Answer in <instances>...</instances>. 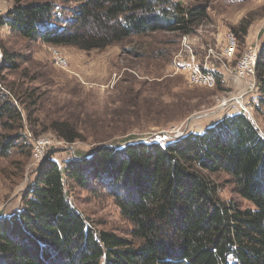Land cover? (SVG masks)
Wrapping results in <instances>:
<instances>
[{
	"label": "trees",
	"instance_id": "obj_1",
	"mask_svg": "<svg viewBox=\"0 0 264 264\" xmlns=\"http://www.w3.org/2000/svg\"><path fill=\"white\" fill-rule=\"evenodd\" d=\"M196 1L185 6L173 0H85L70 19L57 16L51 3L30 2L0 19V27L57 46L102 50L132 36L190 34L208 17L206 0ZM13 58L6 63L15 65ZM256 77L255 107L264 115V45ZM7 91L0 89V120L15 134L0 135L3 157L21 141L28 146L20 130L23 114L10 95L20 98L13 88ZM51 127L68 143L84 140L66 120H55ZM161 140L100 144L62 165L51 155L45 158L22 207L0 219V264H264L260 128L240 112L203 133ZM216 174L227 175L247 204L224 200ZM73 184L86 190L103 187L132 225L130 237L98 231L73 204Z\"/></svg>",
	"mask_w": 264,
	"mask_h": 264
},
{
	"label": "rangeland",
	"instance_id": "obj_2",
	"mask_svg": "<svg viewBox=\"0 0 264 264\" xmlns=\"http://www.w3.org/2000/svg\"><path fill=\"white\" fill-rule=\"evenodd\" d=\"M84 1L0 0V19L7 18L17 5L30 2L51 3L57 16L70 19L72 10ZM173 1L185 6L198 4L196 0ZM206 3L208 17L187 38L199 61L204 62L209 49L220 55L225 35L231 31L237 36L238 50L230 62L223 59L229 68H234L249 46H258L261 50L264 0H206ZM183 37V34L161 31L143 37L132 36L126 42L102 50L85 51L24 38L2 25L0 89L9 93L7 90L13 88L18 93L19 100L10 97L23 114L20 130L26 133L24 141L28 146L24 147L21 141L8 156H0V219L22 207L26 189L35 180L38 167L50 155L62 165L90 154L100 144L120 147L134 140L162 137L161 141H165L189 133H203L225 116L240 112L248 115L264 135V115L255 107L260 95L257 77L245 80L235 74L225 76L220 70L223 62L213 59L216 85L190 83L188 66L177 70L175 64L180 57L185 64L189 61ZM51 46L67 56L69 70L54 64ZM11 55L15 56L12 66L6 63ZM55 120H66L76 126L84 140L66 142L51 127ZM8 133L15 134V131L5 128L0 120V135ZM29 135L52 140L42 160L34 157ZM213 178L224 200L235 199L247 204L235 193L227 175L216 174ZM104 192L103 187L86 190L73 184L69 194L73 204L98 231H111L129 238L132 225L122 217L114 199Z\"/></svg>",
	"mask_w": 264,
	"mask_h": 264
},
{
	"label": "built area",
	"instance_id": "obj_3",
	"mask_svg": "<svg viewBox=\"0 0 264 264\" xmlns=\"http://www.w3.org/2000/svg\"><path fill=\"white\" fill-rule=\"evenodd\" d=\"M189 34H184V44L185 47L188 48L187 55H189V61L185 64L184 61L180 58L176 59V67L177 70H181L184 66H188V74L187 78L190 83L201 84L204 86H215L217 82V77L215 74L214 63L211 65V61L215 59L217 62H223V68L226 70H231L233 74H235L240 79L252 80L256 76V65L258 61V55L260 48L258 46H249L239 57L234 68H229L228 63H226L223 59L230 62L234 59L238 50V39L237 36L231 31L225 35V42L222 48V53L220 55H215L214 49H209L207 57L204 58L203 61H199L194 55L193 46L187 43V38H189ZM51 52L54 64L63 69H70V62L67 56L61 53L56 47H49ZM212 59V60H211ZM251 87H255V84H252ZM29 141L32 143L34 157L37 160H42L47 153L48 148L52 145V140L49 137H40L35 138L29 135Z\"/></svg>",
	"mask_w": 264,
	"mask_h": 264
},
{
	"label": "crops",
	"instance_id": "obj_4",
	"mask_svg": "<svg viewBox=\"0 0 264 264\" xmlns=\"http://www.w3.org/2000/svg\"><path fill=\"white\" fill-rule=\"evenodd\" d=\"M221 71L223 70V74L225 75V76H228L229 74H233L232 73V71L231 70H226V69H224V68H222V69H220Z\"/></svg>",
	"mask_w": 264,
	"mask_h": 264
}]
</instances>
